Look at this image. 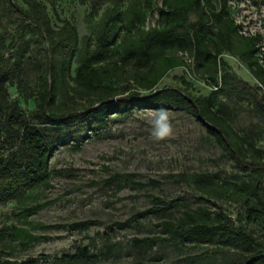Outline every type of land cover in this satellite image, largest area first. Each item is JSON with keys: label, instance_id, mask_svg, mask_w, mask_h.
Segmentation results:
<instances>
[{"label": "rangeland", "instance_id": "obj_1", "mask_svg": "<svg viewBox=\"0 0 264 264\" xmlns=\"http://www.w3.org/2000/svg\"><path fill=\"white\" fill-rule=\"evenodd\" d=\"M95 1L0 0V51L5 54L0 63L2 138L4 124L17 128L21 121H34L30 111L38 105L44 78L53 85L57 113L94 110L102 105V98L116 101L125 96L121 90L128 86L137 89L142 98L156 93L163 97L165 92L178 89L200 99L203 106L209 104L232 131L227 133L226 144L220 145L207 131L206 120H198L188 108L166 99L149 98L131 113L109 115L80 149L71 143L55 151L50 160L52 173L45 184L0 204V264L28 259L40 264H68L62 261L64 255L81 247L97 258L79 264H240L246 256L264 250V225L246 222L249 208L255 207L251 190L264 183V176L236 162L240 157L264 167V160L234 135L264 152V117L251 103V93L223 81L216 87L209 73L198 70L197 64L203 60L183 50L173 54L186 64L167 72L153 89L146 87L148 69L136 62L116 70L99 90L81 86L74 78L86 58V43L91 40L95 49L104 22L113 15L128 16V3L106 0L99 16L92 20ZM214 3L220 7V0ZM162 7L163 0H153L141 31L160 26ZM228 8L239 34L257 40L261 47L257 59L264 69V0H228ZM37 17L50 24V30L48 26L39 28ZM189 17L191 21L199 19L196 11ZM65 21L78 32L77 46L63 32ZM140 35L137 31L135 38ZM120 41L112 58L103 63L110 69L115 64L123 66ZM72 53L68 71L65 61ZM222 57L232 76L264 90L250 68L252 58L245 43L235 40L232 50ZM17 66L19 75L13 82ZM161 108L172 117L174 131L170 138L156 141L150 135L149 116ZM166 202H174L175 207L164 210ZM37 204L44 207L30 216L20 215L23 208ZM186 209L211 216L222 210L235 221V231L244 230L247 224L245 229L256 243L248 245L218 236L202 243L173 238L163 224L177 222ZM86 221L92 222L87 228L71 227ZM46 225L56 227L48 229ZM31 236L41 239L32 241ZM146 239L151 241L140 244Z\"/></svg>", "mask_w": 264, "mask_h": 264}, {"label": "trees", "instance_id": "obj_2", "mask_svg": "<svg viewBox=\"0 0 264 264\" xmlns=\"http://www.w3.org/2000/svg\"><path fill=\"white\" fill-rule=\"evenodd\" d=\"M106 0H96L93 4L90 18L94 20ZM128 3V16L124 14L113 15L103 24L96 48L93 49L92 41L86 43L85 60L77 69L74 80L81 86L90 90H99L102 83L113 77L114 72L131 62H136L140 67L148 69L147 88L157 87L166 73L185 65L186 62L173 54L178 50L189 51L198 60V70L209 73L216 87L224 84L231 87H240L244 93H251L250 101L264 117V90L261 86L252 87L237 77L232 76L228 64L222 55L231 51L234 41L240 40L246 45L252 60L250 68L259 82L264 86V69L259 65L257 54L261 51L255 38H246L238 32V25L231 17L228 0H220L218 7L214 0H163L160 26L153 30L141 31L152 9L153 0H121V5ZM196 11L199 19L190 20V13ZM37 17V26L43 29L50 24L41 23ZM218 27L215 32L214 28ZM45 29V28H44ZM122 31L124 34L122 35ZM141 35L135 38V33ZM43 32V30H42ZM63 32L71 42L77 46L79 36L76 28L68 21L64 22ZM45 33V32H44ZM43 37V36H42ZM121 39L118 47L123 48L124 58L122 65L115 64L110 69L103 63L112 58V51ZM74 53L67 57L65 63L69 71L72 66ZM5 54L0 51V63ZM19 67L13 75L12 81L18 79ZM221 80V82H220ZM44 84L38 92V105L30 111L33 122L21 121L16 128L11 123L4 124L5 138L0 135V204L16 200L27 192L45 184L51 176L50 160L56 150L62 146L74 143V148L80 149L81 144L91 137V133L98 129L102 121L111 114L131 113L136 107L142 105V100L158 98L166 99L177 107L188 108L198 120H206L207 131L212 134L220 145H225L228 131H232L228 122L214 112L209 104L203 106L198 98L181 94L178 89L165 92L161 97L157 93L153 96L141 97L137 89L130 86L121 90L125 96L116 101H107L102 98V105L86 113L65 112L57 113L53 109V85L44 78ZM21 84H19L20 86ZM223 87L219 88L220 90ZM107 91L117 92L116 88H104ZM128 93V94H127ZM0 113V117H2ZM235 137L247 144L253 154L264 160V152L256 148L247 139L234 133ZM237 164L245 169H251L262 177L264 167L257 163L245 162L236 157ZM144 186V184H139ZM255 207L249 208L246 216L248 224L258 223L264 225V183L259 182L252 190ZM43 204L28 206L21 210V216H30L37 213ZM175 207L174 202H166L164 210ZM91 221L72 224L76 229L87 228ZM166 231L176 239H190L198 243L206 242L218 236L221 240H232L248 245L256 243V239L248 232L247 224L244 230L235 231V221L225 212L219 210L214 216L200 211L186 209L183 217L177 222H164ZM51 229L56 226L46 225ZM24 233L23 230H18ZM29 239L40 240V237L31 236ZM151 240H140V244L149 243ZM97 256L91 254L87 247H81L74 254H65L62 261L68 264H79L96 260ZM18 264H40L38 260L28 259ZM240 264H264V250H258L246 256Z\"/></svg>", "mask_w": 264, "mask_h": 264}, {"label": "clouds", "instance_id": "obj_3", "mask_svg": "<svg viewBox=\"0 0 264 264\" xmlns=\"http://www.w3.org/2000/svg\"><path fill=\"white\" fill-rule=\"evenodd\" d=\"M150 135L156 141H163L173 135V122L167 109L152 110L149 116Z\"/></svg>", "mask_w": 264, "mask_h": 264}]
</instances>
